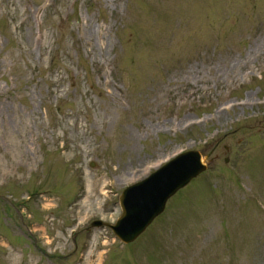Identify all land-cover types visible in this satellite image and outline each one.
<instances>
[{"label":"rangeland","instance_id":"obj_1","mask_svg":"<svg viewBox=\"0 0 264 264\" xmlns=\"http://www.w3.org/2000/svg\"><path fill=\"white\" fill-rule=\"evenodd\" d=\"M188 151L135 241L93 227ZM0 264H264V0H0Z\"/></svg>","mask_w":264,"mask_h":264},{"label":"water","instance_id":"obj_2","mask_svg":"<svg viewBox=\"0 0 264 264\" xmlns=\"http://www.w3.org/2000/svg\"><path fill=\"white\" fill-rule=\"evenodd\" d=\"M206 169V157L200 152L179 154L146 179L122 191L118 199L121 216L114 225L97 221L93 227L108 226L122 243L133 242L163 212L168 199Z\"/></svg>","mask_w":264,"mask_h":264}]
</instances>
